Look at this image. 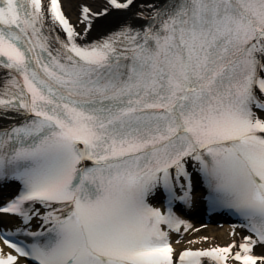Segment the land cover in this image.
<instances>
[{
  "label": "snow or ice",
  "instance_id": "snow-or-ice-1",
  "mask_svg": "<svg viewBox=\"0 0 264 264\" xmlns=\"http://www.w3.org/2000/svg\"><path fill=\"white\" fill-rule=\"evenodd\" d=\"M135 4L82 6V34L60 0H0V121L24 118L0 126V182L22 186L0 214L31 237L0 229V264H264V0H147L142 23L78 42ZM194 173L251 235L177 258Z\"/></svg>",
  "mask_w": 264,
  "mask_h": 264
},
{
  "label": "bare ground",
  "instance_id": "bare-ground-1",
  "mask_svg": "<svg viewBox=\"0 0 264 264\" xmlns=\"http://www.w3.org/2000/svg\"><path fill=\"white\" fill-rule=\"evenodd\" d=\"M86 2L91 3L92 6L96 5L95 0H62L65 11L72 19H74L75 17V9L78 7V5L80 3H86ZM116 22H118V19L107 18L104 19L102 22H99L97 25L112 26ZM79 32L83 34V31H79ZM1 222L2 219L0 218V223ZM227 234L228 232L225 231V228L222 229L221 231H216V229L213 226L207 225L204 229H200L196 234L191 235L190 238H196L201 240L202 242H200V245L209 243V244H216L222 246L231 242V239L228 238ZM205 237L208 239L204 240L203 238Z\"/></svg>",
  "mask_w": 264,
  "mask_h": 264
}]
</instances>
